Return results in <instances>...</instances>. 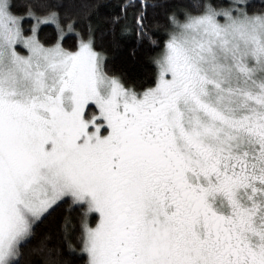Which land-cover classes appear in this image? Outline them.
Wrapping results in <instances>:
<instances>
[{
	"label": "snow or ice",
	"instance_id": "obj_1",
	"mask_svg": "<svg viewBox=\"0 0 264 264\" xmlns=\"http://www.w3.org/2000/svg\"><path fill=\"white\" fill-rule=\"evenodd\" d=\"M0 264H264V0H0Z\"/></svg>",
	"mask_w": 264,
	"mask_h": 264
}]
</instances>
